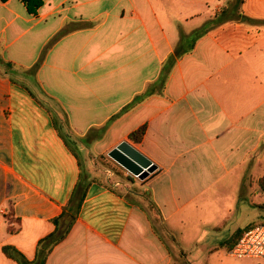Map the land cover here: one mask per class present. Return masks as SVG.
I'll use <instances>...</instances> for the list:
<instances>
[{"label": "crops", "instance_id": "obj_1", "mask_svg": "<svg viewBox=\"0 0 264 264\" xmlns=\"http://www.w3.org/2000/svg\"><path fill=\"white\" fill-rule=\"evenodd\" d=\"M234 1L44 0L32 14L23 0H0V264H19L5 248L36 260L80 182L77 219L46 264H199L182 260L180 244L208 241L198 258L231 257L241 229L224 242L212 233L239 204L247 165L264 162V0H243L242 17L202 36L161 93L134 100L182 35ZM108 123L100 139L78 142ZM123 141L157 168L142 183L97 180L91 162L84 170L80 153Z\"/></svg>", "mask_w": 264, "mask_h": 264}, {"label": "rangeland", "instance_id": "obj_2", "mask_svg": "<svg viewBox=\"0 0 264 264\" xmlns=\"http://www.w3.org/2000/svg\"><path fill=\"white\" fill-rule=\"evenodd\" d=\"M50 103L55 107L54 103ZM67 140L73 147L74 142L71 138H67ZM73 148L79 153V150L75 146ZM110 151L111 150H106L102 154H97L94 151H85L83 154L80 153V159L82 160L84 170L86 169L85 165L91 162L97 180L104 179L105 175L110 174L115 180L121 182L122 185L132 186L136 182L142 183L140 179L133 176L117 162L111 159L109 156ZM263 176L264 162H251L247 165L238 191L239 204L233 209L225 222L221 223L219 229L216 231L214 230L212 233L220 239V241H226L231 235L235 234L238 229L243 230L250 225L256 226L264 224V189L261 185V179ZM109 184H112V182ZM192 229L193 226H190L187 229V237L194 231H192ZM208 242H182L180 244L184 250L183 255H181L182 260L190 263L200 264L201 262L202 264H207V261L198 257H200L199 248L202 249L203 246L210 245L211 243ZM223 245H226V243ZM211 261L214 264H264L263 259H238L225 256V252L218 253L215 255L214 259H211Z\"/></svg>", "mask_w": 264, "mask_h": 264}, {"label": "trees", "instance_id": "obj_3", "mask_svg": "<svg viewBox=\"0 0 264 264\" xmlns=\"http://www.w3.org/2000/svg\"><path fill=\"white\" fill-rule=\"evenodd\" d=\"M23 1L26 3L28 10L32 14H35L38 11V9L44 3V0H23ZM242 3H243V0H235L232 7L223 11L220 16H216L213 19L206 22V24L202 28L195 30L191 34L182 35L181 42L177 46L174 54L171 55L169 57V59L167 60V62L165 63L161 77L159 78V80L155 84L151 85L142 95L137 96L134 100V103L142 102L143 100H145L146 98L156 94L157 92L161 93L164 89V86L166 84L168 76H169L172 68L174 67V65L177 63V61L180 58H182L184 55L190 53L195 48L197 41L202 36H204L206 33L211 31L212 29H215V28L221 26L222 24H224L228 21H232V20L236 19V18H234V15L237 16V19L238 18L240 19L242 17V12L239 9H240V6ZM61 36H62V34H59L57 36V39H59ZM45 53L46 52H44V54L40 58V60L31 69V73L37 74V72L40 70V68L44 62V59H45ZM0 63H3V61L1 59H0ZM9 66L13 67V64L10 63ZM124 112H125V109L122 110V112L120 114L114 116L113 119L119 117ZM110 122H111V120H110ZM108 126H109V123H108V125H106L105 127L101 128V129L94 130V132L92 131L87 139H80L79 138L78 142L85 143L87 145V143L89 142V139L91 140V136H93V134H95V133L98 135V137L96 139H100L103 136V134L105 133V131L107 130ZM59 130H60V132H62V134H64L66 136V132H65L63 127L60 126ZM146 130H147L146 126L140 127L138 130L132 132L129 135V140L132 141L133 143H136V144L141 143L144 139L145 134H146ZM74 144H76L75 141H74ZM261 185L264 189V176L261 179ZM86 193H87V185L80 182L76 187V190L74 192V196L72 197L70 204L66 208H64L63 213L59 217L54 219V224L56 225V228H57L56 231L53 234H51L50 236H48L46 239H44L42 242H40L39 247H38L37 258L34 262H32V263L28 262L24 258V256H22V254H20L14 248H5V251L8 254V256H10L12 259L16 260L19 264H46L47 257L49 256L51 251L54 249V247L56 245H58L59 243H61L66 238V236L68 235L72 224L77 219V216L79 214V210H80L82 203L86 197ZM68 216H71V218H72L71 219V225L64 234L59 235L58 230L61 227L62 222ZM252 227H254V226L250 225V226L244 228L243 230H239L232 237V239H231L232 243L230 246L231 250L238 243V241L241 239V237L244 235V233Z\"/></svg>", "mask_w": 264, "mask_h": 264}, {"label": "water", "instance_id": "obj_4", "mask_svg": "<svg viewBox=\"0 0 264 264\" xmlns=\"http://www.w3.org/2000/svg\"><path fill=\"white\" fill-rule=\"evenodd\" d=\"M109 156L121 167L127 170L141 181L146 180L157 168L155 164L143 155L138 149L133 147L129 142L123 141L114 148ZM71 216H68L59 230V234H64L71 225Z\"/></svg>", "mask_w": 264, "mask_h": 264}, {"label": "built area", "instance_id": "obj_5", "mask_svg": "<svg viewBox=\"0 0 264 264\" xmlns=\"http://www.w3.org/2000/svg\"><path fill=\"white\" fill-rule=\"evenodd\" d=\"M229 255L238 259L264 260V224L247 230Z\"/></svg>", "mask_w": 264, "mask_h": 264}]
</instances>
